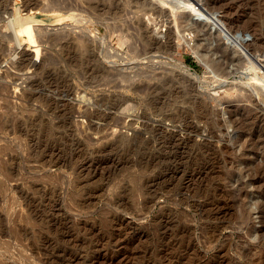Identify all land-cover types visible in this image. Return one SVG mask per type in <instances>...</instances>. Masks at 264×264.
Here are the masks:
<instances>
[{"label":"rangeland","instance_id":"1","mask_svg":"<svg viewBox=\"0 0 264 264\" xmlns=\"http://www.w3.org/2000/svg\"><path fill=\"white\" fill-rule=\"evenodd\" d=\"M161 2L0 0V264H264V0Z\"/></svg>","mask_w":264,"mask_h":264},{"label":"bare ground","instance_id":"2","mask_svg":"<svg viewBox=\"0 0 264 264\" xmlns=\"http://www.w3.org/2000/svg\"><path fill=\"white\" fill-rule=\"evenodd\" d=\"M162 2H161V4L163 3V2H166V1H168V0H161ZM150 4H151V2H150ZM149 4V5H150ZM160 4V6L162 7V5ZM159 6V7H160ZM160 7V8H161ZM152 8V7H151ZM157 8H158V6H157ZM165 8V7H164ZM163 8V9H164ZM158 10V9H157ZM159 11H163V10H159ZM157 13H159V12H157ZM161 14V13H160ZM164 14V13H163ZM167 14V13H166ZM10 16V15H9ZM8 16V17H9ZM177 18V17H176ZM160 19V18H159ZM156 21V20H155ZM158 22V21H157ZM7 24H8V27L10 28V30H11V36L13 37V39L15 40V45H17V47L18 48H20V47H22V44L24 43V41H25V39H24V35H26L27 36V38L30 40V41H32V42H35L36 41V39H35V27H34V22L33 21H29V20H26V19H22V20H17L16 22H14V20L11 18V17H9L8 18V20H7V22H6ZM147 25H149V24H147ZM167 25V24H166ZM161 27V26H160ZM165 28H167V27H165ZM167 32V31H166ZM167 36H166V41H168V40H170V38H171V31H168L167 32V34H166ZM165 36V35H164ZM161 40V39H160ZM171 41V40H170ZM78 42H81L82 43V45L84 44V41H82V39L81 38H79L78 39ZM157 42V41H156ZM148 47V46H147ZM161 47V46H160ZM33 50L35 51V53H36V55L38 56V54H39V47L38 46H35L34 48H33ZM144 50H146V49H144ZM82 51V50H81ZM77 53V52H76ZM79 54V53H78ZM80 54H81V52H80ZM142 54V53H141ZM75 55V54H74ZM74 58H76L75 56H74ZM81 58V57H80ZM30 59V58H29ZM69 61H70V58H69ZM76 64H78V62H79V60H77V59H74L73 60ZM72 61V62H73ZM75 64V65H76ZM187 66V65H186ZM194 70V69H193ZM202 100V99H201ZM194 102H196V101H194ZM193 102V103H194ZM201 102V101H200ZM203 102H204V100H203ZM196 104V103H195ZM204 104H206V102L204 103ZM203 104V105H204ZM198 105V104H197ZM202 105V104H201ZM200 105V106H201ZM199 107V106H198ZM254 110V109H253ZM255 113V112H254ZM203 114H205V113H203ZM203 114H201V115H203ZM200 115V116H201ZM242 117V116H241ZM63 120V119H62ZM65 122H66V120H64ZM42 123V122H41ZM61 124V123H60ZM72 125V124H71ZM74 125H76L77 126V124H73L72 125V127L70 126V130H72V129H78V128H76V126H74ZM39 126V125H38ZM42 127H40L39 129L41 130V131H43V132H45V130L47 129V126L48 127H50L51 125L50 124H48L47 125V123H44V125H41ZM66 126V125H65ZM53 128V127H52ZM67 128V127H66ZM23 127L22 126H20V129H19V131L20 130H22L23 131ZM45 129V130H44ZM26 130V129H25ZM25 130H24V133H26L25 132ZM70 130H68L67 129V131H65V134L68 132H70ZM32 131V130H31ZM36 131H37V129H36ZM38 132H39V130H38ZM32 133V132H31ZM67 133V134H68ZM1 149V148H0ZM2 150V149H1ZM4 164V163H3ZM0 165H1V162H0ZM2 166H4V165H2Z\"/></svg>","mask_w":264,"mask_h":264},{"label":"water","instance_id":"3","mask_svg":"<svg viewBox=\"0 0 264 264\" xmlns=\"http://www.w3.org/2000/svg\"><path fill=\"white\" fill-rule=\"evenodd\" d=\"M26 19V20H31V21H36L38 22L39 20H41V18L39 16L36 15H30V14H26V15H21L20 12L16 9L15 13H14V17L13 20L14 22H16L18 19Z\"/></svg>","mask_w":264,"mask_h":264},{"label":"trees","instance_id":"4","mask_svg":"<svg viewBox=\"0 0 264 264\" xmlns=\"http://www.w3.org/2000/svg\"><path fill=\"white\" fill-rule=\"evenodd\" d=\"M188 61L192 62L190 58H188Z\"/></svg>","mask_w":264,"mask_h":264}]
</instances>
